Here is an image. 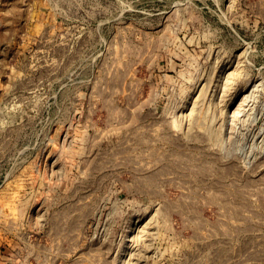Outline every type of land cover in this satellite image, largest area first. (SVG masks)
<instances>
[{"label": "rangeland", "instance_id": "obj_1", "mask_svg": "<svg viewBox=\"0 0 264 264\" xmlns=\"http://www.w3.org/2000/svg\"><path fill=\"white\" fill-rule=\"evenodd\" d=\"M0 264H264V0H0Z\"/></svg>", "mask_w": 264, "mask_h": 264}]
</instances>
